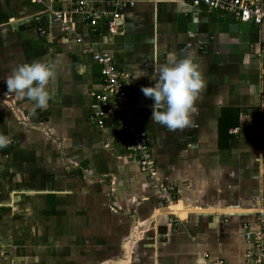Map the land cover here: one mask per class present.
Returning <instances> with one entry per match:
<instances>
[{"label": "crops", "instance_id": "crops-1", "mask_svg": "<svg viewBox=\"0 0 264 264\" xmlns=\"http://www.w3.org/2000/svg\"><path fill=\"white\" fill-rule=\"evenodd\" d=\"M86 1L106 11L110 0ZM122 1L133 6L122 8L124 27L110 35L75 17L64 31L49 14L62 4L0 0V132L13 139L0 149V264L63 263L69 245L79 249L81 219L93 220L108 252L112 235L124 232H114L112 220L132 223L122 255L99 264H248L241 225L255 229V215L264 212V25L184 0ZM90 51L107 54L128 79L139 68L148 74L130 83L132 96L152 142L156 179L174 188L178 221L155 205L113 116L102 128L89 121L102 90ZM189 53L205 86L192 123L169 130L151 121L153 101L141 87L154 83V69ZM36 60L56 66L46 109L4 84L15 67ZM219 129L234 137L224 149Z\"/></svg>", "mask_w": 264, "mask_h": 264}, {"label": "built area", "instance_id": "built-area-1", "mask_svg": "<svg viewBox=\"0 0 264 264\" xmlns=\"http://www.w3.org/2000/svg\"><path fill=\"white\" fill-rule=\"evenodd\" d=\"M35 5L62 4L63 9L50 10V21L69 31L68 21L77 18L91 28L102 25L110 35H116L124 27L121 10L125 6H133L122 0H110L104 3L106 11H100L86 0H30ZM193 8H204L209 12L228 15L234 20L252 26L264 25V0H184ZM42 34L43 31L38 29ZM77 43L81 42L77 38ZM91 60L99 66V77L102 90L94 95V108L89 121L97 128L104 126L105 119L112 115L117 127L124 133L122 147L131 157L138 171L151 183L156 199L161 206L175 202L174 188L159 184L156 179V163L153 155L152 142L146 129L144 115L134 103L128 77L122 73L107 54L91 52ZM175 221L179 219L176 215ZM264 212L255 215L256 228L247 223L241 225L243 243L245 245L244 260L248 264H264ZM202 257L207 259V254ZM206 264H209L206 263ZM212 264H222L220 260Z\"/></svg>", "mask_w": 264, "mask_h": 264}, {"label": "clouds", "instance_id": "clouds-1", "mask_svg": "<svg viewBox=\"0 0 264 264\" xmlns=\"http://www.w3.org/2000/svg\"><path fill=\"white\" fill-rule=\"evenodd\" d=\"M154 81L151 86H142L141 92L151 98V121L169 130L183 128L192 123L191 113L205 81L199 71V66L189 53L183 58L173 57L158 69L153 70ZM148 76L139 68L134 71L127 83H132L141 77ZM56 79V66L39 60L22 63L8 75L4 84L9 92L22 99L30 101L35 108L46 109L54 93L51 84ZM13 143L10 135L0 132V149Z\"/></svg>", "mask_w": 264, "mask_h": 264}, {"label": "rangeland", "instance_id": "rangeland-1", "mask_svg": "<svg viewBox=\"0 0 264 264\" xmlns=\"http://www.w3.org/2000/svg\"><path fill=\"white\" fill-rule=\"evenodd\" d=\"M152 190H154L153 187H152ZM154 193H153V196L156 199V193L155 195ZM158 203H159L158 201L155 202V205H158ZM92 224H93V220H92V223L91 221H89V219L80 220L79 235L77 236V241L76 240L74 241L76 242V244H78L79 249L78 251L74 250V252H72L71 246L69 245L68 254L67 253H65L66 255L63 254L65 256V259L67 258V260H63V263L58 261V264H72V263L74 264H99L105 260L119 258L122 255L120 242H122L124 238H127V233L130 232V227L132 223L130 224L121 223L119 219L112 220L113 231L115 232L116 230L119 229V227H123V228H120V230L123 229L124 232H123V235H119V233L117 235H112V241L110 243H111V246L115 248V250H111L110 252L105 250V247L107 248L110 247L109 245L107 246V243L105 242L106 236L103 233H101V231L100 233L93 231V228L91 227ZM111 231H112V227H111ZM53 235L56 236V234H53ZM52 253H53V249L50 251H47L46 253L47 257L48 258L51 257L50 255ZM72 254H74L73 255L74 257H72ZM69 258L74 259V261H68ZM220 262L222 261L220 260ZM50 263L55 264V262L53 263V259L50 260Z\"/></svg>", "mask_w": 264, "mask_h": 264}, {"label": "trees", "instance_id": "trees-1", "mask_svg": "<svg viewBox=\"0 0 264 264\" xmlns=\"http://www.w3.org/2000/svg\"><path fill=\"white\" fill-rule=\"evenodd\" d=\"M234 137H229L227 135V131L226 130H220L218 131V138H217V141H218V147L219 148H226L227 145H228V141L230 139H233Z\"/></svg>", "mask_w": 264, "mask_h": 264}, {"label": "bare ground", "instance_id": "bare-ground-1", "mask_svg": "<svg viewBox=\"0 0 264 264\" xmlns=\"http://www.w3.org/2000/svg\"><path fill=\"white\" fill-rule=\"evenodd\" d=\"M174 208H176V204H172V205H170L169 208H168V211H170V213L173 214V213L171 212V210H173ZM176 209H177V208H176ZM176 217L179 218L178 215H176Z\"/></svg>", "mask_w": 264, "mask_h": 264}, {"label": "water", "instance_id": "water-1", "mask_svg": "<svg viewBox=\"0 0 264 264\" xmlns=\"http://www.w3.org/2000/svg\"><path fill=\"white\" fill-rule=\"evenodd\" d=\"M126 244H127V242H125L124 245H123V259L126 257L125 256L126 252H125V248H124ZM121 262H124V260L123 261H119L117 264H120Z\"/></svg>", "mask_w": 264, "mask_h": 264}]
</instances>
